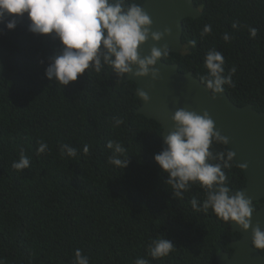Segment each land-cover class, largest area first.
Here are the masks:
<instances>
[{
	"label": "trees",
	"instance_id": "1",
	"mask_svg": "<svg viewBox=\"0 0 264 264\" xmlns=\"http://www.w3.org/2000/svg\"><path fill=\"white\" fill-rule=\"evenodd\" d=\"M193 3L201 14L183 19L181 50L162 60L177 63L180 72L190 71L205 84L204 58L210 50L221 51L225 75L236 68L235 86L224 89L230 100L264 111V0ZM13 18L17 26L8 30ZM30 23L27 13L6 14L0 21V259L5 264H74L80 249L89 264H135L137 258L149 264H218L217 253L230 254L229 242L240 233L211 209L192 208L193 197L201 203L206 198L198 183L182 197L172 196L167 173L154 160L165 147L161 126L136 112L141 103L137 85L108 65L100 73L86 70L67 86L48 80L45 69L60 42L50 34L31 33ZM205 24L212 30L201 38ZM249 28L258 30L256 37H250ZM225 33L231 36L227 42ZM113 117L124 123L115 127ZM109 140L124 147L120 158L128 160L126 168L108 162ZM38 142L47 143L48 151L37 155ZM62 144L77 155L61 152ZM21 149L30 168L18 171L12 164ZM210 151L231 150L214 141ZM230 163L223 171L235 192L245 175L234 157ZM263 203L264 198L255 201L256 208ZM163 236L176 247L152 259L148 247Z\"/></svg>",
	"mask_w": 264,
	"mask_h": 264
},
{
	"label": "clouds",
	"instance_id": "2",
	"mask_svg": "<svg viewBox=\"0 0 264 264\" xmlns=\"http://www.w3.org/2000/svg\"><path fill=\"white\" fill-rule=\"evenodd\" d=\"M27 13L31 23L29 31L37 35H51L53 40H59L58 54L52 56L45 69V76L62 86L77 80L89 70L100 73L105 65L111 66L120 76L127 74L131 77L151 76L156 80L159 69L155 67L158 60L169 54L168 46H153L150 54L141 56L140 45L149 38L154 42L161 41L171 35L170 29L163 32L151 31L152 20L140 4L126 3V0H0V21L5 15L22 17ZM17 26L15 18L6 23L8 30ZM237 23L232 27L236 28ZM211 25L205 24L200 33L204 38L211 32ZM256 28H249L250 37L257 35ZM227 42L231 39L228 33L223 35ZM195 47L196 41H191ZM224 56L221 51L210 50L204 58V66L208 70L205 86L213 97L223 93L225 86L234 87L232 75L236 72L233 66L225 75ZM135 66V70H134ZM139 97L144 102L149 96L138 90ZM114 126H121L124 121L120 117H113ZM172 120L174 130L163 137L162 151L154 155V160L164 173H167L166 183L172 187V196L182 197L191 185L198 183L206 191V198L201 203L195 197L190 201L196 211L207 213L209 209L221 220L238 225L247 231L251 227L252 201L241 191L235 192L227 183L224 168L231 167L235 155L232 151L218 152L215 155L210 148L214 141L227 143L228 140L214 130V121L205 111L202 115L185 109L174 112ZM37 155L48 151L45 142H38ZM106 147L112 150L108 162L112 165L126 168L127 159L120 156L125 152L118 142L109 140ZM61 152L69 157H75L77 150L69 145L62 144ZM89 151L87 144L83 147L86 154ZM220 161L211 163V160ZM12 168L18 171L30 168V158L21 149L18 161L13 162ZM252 246L257 250H264V230L259 224L251 227ZM239 238V237H237ZM235 238V239H237ZM232 239V240H235ZM231 241V240H230ZM175 245L169 239L159 237L153 239L148 247V255L152 259H161L168 256ZM229 247L232 248L229 244ZM224 251V250H221ZM227 252V251H224ZM227 254L228 255H231ZM263 254V253H262ZM74 264H89V259L80 249L75 250ZM0 264H5L0 259ZM135 264H149L145 258H137Z\"/></svg>",
	"mask_w": 264,
	"mask_h": 264
},
{
	"label": "water",
	"instance_id": "3",
	"mask_svg": "<svg viewBox=\"0 0 264 264\" xmlns=\"http://www.w3.org/2000/svg\"><path fill=\"white\" fill-rule=\"evenodd\" d=\"M141 6L152 20L151 31L171 30V35L159 42L149 38L140 45L141 56L150 54L153 46L165 44L169 52L178 53L182 48L183 19L201 14L193 0H144ZM155 67L160 72L156 80L151 76L134 78L127 74L123 78L137 85L135 96L141 103L136 112L160 124L164 145L163 137L175 128L172 116L176 110L185 109L200 115L206 111L214 121V130L227 138L229 149L235 153V161L243 169L245 183L239 191L252 201L251 227L259 224L264 230V203L258 208L255 205V201L264 198V111H258L250 104H235L225 91L213 97L205 84L190 71L180 72L177 63L161 59ZM139 89L147 93L148 102L139 97ZM251 227L245 231L231 223V230L238 231L240 236L229 242L233 250L231 255L224 251L217 253L218 264H264V254L252 246Z\"/></svg>",
	"mask_w": 264,
	"mask_h": 264
}]
</instances>
